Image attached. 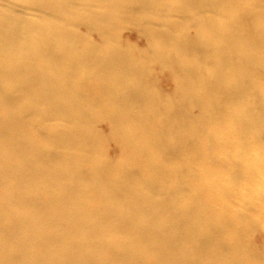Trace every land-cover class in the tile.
Here are the masks:
<instances>
[{
    "label": "bare ground",
    "instance_id": "6f19581e",
    "mask_svg": "<svg viewBox=\"0 0 264 264\" xmlns=\"http://www.w3.org/2000/svg\"><path fill=\"white\" fill-rule=\"evenodd\" d=\"M0 264H264V0H0Z\"/></svg>",
    "mask_w": 264,
    "mask_h": 264
}]
</instances>
